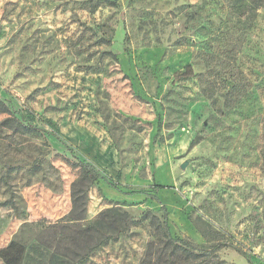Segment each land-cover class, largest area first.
<instances>
[{
  "label": "rangeland",
  "instance_id": "obj_1",
  "mask_svg": "<svg viewBox=\"0 0 264 264\" xmlns=\"http://www.w3.org/2000/svg\"><path fill=\"white\" fill-rule=\"evenodd\" d=\"M105 1L0 0V99L43 131L0 130L1 160L21 167L6 184L0 161V250L24 223L53 224L70 212L64 188L78 171L63 161L80 157L117 187L91 190L89 221L111 207L102 196L131 219L86 264H139L159 245L157 230L141 221L159 214L145 194L154 183L165 187L158 197L174 237L224 244L213 261L177 264H264V0ZM237 6L244 12H229ZM102 37L110 43H96ZM213 55L223 79L233 78L230 62L249 81L238 103L226 96L231 82L204 90ZM36 162L45 169L32 176ZM23 264L67 260L31 238Z\"/></svg>",
  "mask_w": 264,
  "mask_h": 264
},
{
  "label": "trees",
  "instance_id": "obj_2",
  "mask_svg": "<svg viewBox=\"0 0 264 264\" xmlns=\"http://www.w3.org/2000/svg\"><path fill=\"white\" fill-rule=\"evenodd\" d=\"M108 6H115V2L106 0ZM238 12H244V6L234 7ZM96 43L109 44L110 40L102 37ZM184 45V44H181ZM100 57H113L116 55L112 52H102ZM210 60V59H209ZM222 66L216 62V55L211 57L208 62L207 68L211 77L205 80L207 92L219 88L222 83H232L228 95L231 103H238L245 97L250 89L249 81L241 74L236 72V64L226 63L225 68L228 72L233 71V78H222L221 71L218 67ZM94 70L93 67L89 68ZM101 69V68H99ZM193 74V67L187 66L179 77L186 76L182 80H189ZM227 87V86H225ZM0 114L5 115L0 122V130L7 129L13 134L23 136H39L43 131L32 125L24 124L16 117V113L0 99ZM58 142L65 146L70 152L74 150L69 146L61 137L54 134ZM4 168L6 169L3 180L9 184V179L13 174L21 171V167L14 163H8L1 160ZM72 170H77L76 179L72 182L70 188L71 197V210L56 223H48L47 221H39L37 223H24L19 234L10 242L7 248L0 250V259L3 264H23L26 250L29 246L31 238L36 240L40 245L50 250L53 254L59 255L67 260V264H86L89 258L96 252L97 249L107 244L110 240L117 239L119 234L123 231L120 230L118 222L124 224L125 229L128 228L131 219L127 214L119 213L117 207L120 205L118 202L109 200L102 196L111 207L102 211L93 221L88 218V206L90 202V192L93 188L97 187L99 194L102 195V188L99 187L101 182L106 183L110 188H117L113 183L111 177L105 175L95 164L88 160H83L77 157L75 161L65 159L63 161ZM53 173L56 174V182H61L59 171L50 166ZM45 168L40 162L28 164L27 173L36 176ZM29 175V174H28ZM32 180H28L27 186H31ZM52 187V186H51ZM164 186L154 183L151 187V193L148 194L150 198L159 202V214L148 211L142 216L141 221L149 220L159 234V245L156 247L153 244L149 245L145 254L139 264H177L179 257L185 261L193 262H208L213 261L217 252L224 244H215L209 247L196 246L191 241L186 239L176 238L171 234L168 209L163 205L158 197L160 190ZM51 189V188H50ZM3 205H6L4 203ZM134 223L138 221L133 220ZM27 229V230H26ZM112 230L116 234L109 235L107 231ZM27 233V238L26 234ZM34 237V238H33Z\"/></svg>",
  "mask_w": 264,
  "mask_h": 264
},
{
  "label": "crops",
  "instance_id": "obj_3",
  "mask_svg": "<svg viewBox=\"0 0 264 264\" xmlns=\"http://www.w3.org/2000/svg\"><path fill=\"white\" fill-rule=\"evenodd\" d=\"M64 189H65V195L67 194V211H66V213H68L71 210V207H72L71 198H70V196H68V195H70V191L67 188H64Z\"/></svg>",
  "mask_w": 264,
  "mask_h": 264
},
{
  "label": "water",
  "instance_id": "obj_4",
  "mask_svg": "<svg viewBox=\"0 0 264 264\" xmlns=\"http://www.w3.org/2000/svg\"><path fill=\"white\" fill-rule=\"evenodd\" d=\"M186 167V165L184 164V165H182V168L184 169Z\"/></svg>",
  "mask_w": 264,
  "mask_h": 264
}]
</instances>
